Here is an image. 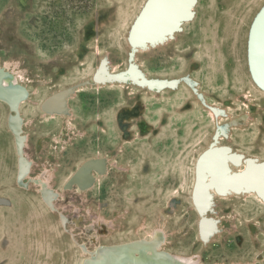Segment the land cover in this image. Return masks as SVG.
<instances>
[{"label": "rangeland", "instance_id": "374dc122", "mask_svg": "<svg viewBox=\"0 0 264 264\" xmlns=\"http://www.w3.org/2000/svg\"><path fill=\"white\" fill-rule=\"evenodd\" d=\"M146 1L0 0V67L27 94L18 152L0 102V264H81V244L153 230L162 249L198 264H264L262 199L212 190L205 236L192 199L197 159L212 145L264 162V91L247 63L264 0H193L188 22L141 50L129 34ZM61 91L64 105L42 108ZM90 159L102 171L66 189Z\"/></svg>", "mask_w": 264, "mask_h": 264}, {"label": "bare ground", "instance_id": "6f19581e", "mask_svg": "<svg viewBox=\"0 0 264 264\" xmlns=\"http://www.w3.org/2000/svg\"><path fill=\"white\" fill-rule=\"evenodd\" d=\"M193 3V0H152L147 7L145 5L144 15L134 29V38L139 42L158 35V39L145 46L142 45L140 49L145 50L146 47L162 43L170 36L171 32L176 30V27L188 22ZM185 11L188 12L187 16L183 14ZM160 35L161 37H159ZM260 38H262L260 41L262 44L259 46V51L264 56V32ZM12 73L8 67H0V74L11 79L9 83L0 85V102L2 103H20L26 98L24 86H21L18 79L15 78L16 75L13 76L14 73ZM66 94L67 91H61L51 95L43 101L42 108L46 111L57 110L56 108L64 102ZM61 110L63 109L61 108ZM10 114L6 123L8 131L13 136L14 142L20 143L21 146L22 140L19 136L21 119L15 115V112ZM200 157L202 158L200 159ZM20 158L17 161V175L22 178L27 175L28 164L23 158ZM252 163L251 159L242 161L240 154L230 153V150L224 146L212 145L198 157L196 163L198 177L195 179L192 199L195 211L199 216L198 232L200 231L202 236L213 230V221L204 216L211 207L210 192L212 190L216 195L221 196L228 192L234 194L254 192L260 199L263 198L260 196H264V162L256 167H253ZM96 170L97 172L102 171V161L91 159L84 161L75 169L65 182L64 187L67 189L74 183L77 189L82 191L92 183L91 175ZM38 187L42 201L50 205L54 195L53 191L49 189L47 181L41 180ZM262 200L264 201V198ZM162 244L161 232L154 230L150 233L149 238H139L122 243L96 244L91 250L85 244H81L79 247L84 256L81 264H198L191 261L192 257L171 255L162 249Z\"/></svg>", "mask_w": 264, "mask_h": 264}, {"label": "water", "instance_id": "95a60500", "mask_svg": "<svg viewBox=\"0 0 264 264\" xmlns=\"http://www.w3.org/2000/svg\"><path fill=\"white\" fill-rule=\"evenodd\" d=\"M152 0H147L145 5H147L151 2ZM145 5L141 9L140 13L137 15L131 29H130V34H129V42L132 46H142L145 45L146 43H151L152 41H155L158 39V35L154 36L152 39H145L142 41H136L134 38V29L136 25L139 23L141 20L142 16L144 15L145 12ZM264 32V5L254 18L250 31H249V36H248V42H247V63H248V69L251 75V78L253 82L257 85L258 88L264 91V56L262 53L259 51V46L262 44L260 37H262V33ZM156 37V38H155ZM161 37V35L159 36ZM11 79H8L5 75L0 74V85L3 83H9ZM5 105L8 108L9 114L11 112H15V115L18 114V107H19V102H13V103H5ZM213 113L216 114L217 110L212 109ZM16 150L18 152L20 143H16ZM202 157H200L201 159ZM197 170H196V177L197 175ZM197 185V184H196ZM252 189V188H250ZM241 190V189H240ZM238 190V191H240ZM260 197H263L261 195ZM262 198V199H263ZM204 210V209H203ZM103 255H106V253H103Z\"/></svg>", "mask_w": 264, "mask_h": 264}, {"label": "flooded vegetation", "instance_id": "af4514ba", "mask_svg": "<svg viewBox=\"0 0 264 264\" xmlns=\"http://www.w3.org/2000/svg\"><path fill=\"white\" fill-rule=\"evenodd\" d=\"M5 104V103H4Z\"/></svg>", "mask_w": 264, "mask_h": 264}]
</instances>
